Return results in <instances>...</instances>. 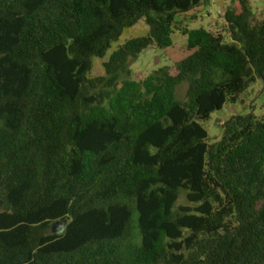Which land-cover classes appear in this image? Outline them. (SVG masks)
Instances as JSON below:
<instances>
[{
    "label": "trees",
    "instance_id": "16d2710c",
    "mask_svg": "<svg viewBox=\"0 0 264 264\" xmlns=\"http://www.w3.org/2000/svg\"><path fill=\"white\" fill-rule=\"evenodd\" d=\"M207 1L0 0V264H264V117L202 124L264 79V19L182 27ZM174 30L191 53L132 76Z\"/></svg>",
    "mask_w": 264,
    "mask_h": 264
},
{
    "label": "rangeland",
    "instance_id": "374dc122",
    "mask_svg": "<svg viewBox=\"0 0 264 264\" xmlns=\"http://www.w3.org/2000/svg\"><path fill=\"white\" fill-rule=\"evenodd\" d=\"M218 0L207 1L189 12L179 14V20L182 27L189 30L204 28L216 34H221L225 42L230 43L226 22L224 17L219 15L216 2ZM251 11L253 13L252 20L258 21L264 19V0H249ZM225 9H238V3L232 0H223ZM149 32V28L144 20H140L132 28L124 31L118 41L113 43L109 50L111 53L118 46L123 45L126 41L137 37L145 36ZM172 46L167 49H158L151 47L143 51L136 59H131L129 69L132 76L137 74L147 76L162 67H173L191 52L187 50V37L180 31L174 30L171 35ZM105 59H95L93 63V71L91 77L103 76V63ZM132 76H123V79L132 78ZM188 89V83H183L177 88L176 96L180 101H184ZM253 113L258 118L264 117V79H257L249 89L243 93L237 102L226 103L222 110L213 113L209 120L203 122V127L208 133V142L215 143L222 139L224 128L222 124L233 115H245ZM178 206H186L185 192L180 193ZM60 223L53 224L52 233H59L61 230Z\"/></svg>",
    "mask_w": 264,
    "mask_h": 264
},
{
    "label": "water",
    "instance_id": "95a60500",
    "mask_svg": "<svg viewBox=\"0 0 264 264\" xmlns=\"http://www.w3.org/2000/svg\"><path fill=\"white\" fill-rule=\"evenodd\" d=\"M216 5L218 7L219 15L222 17H225V15L227 14V9H225L223 6V0H218L216 2Z\"/></svg>",
    "mask_w": 264,
    "mask_h": 264
}]
</instances>
